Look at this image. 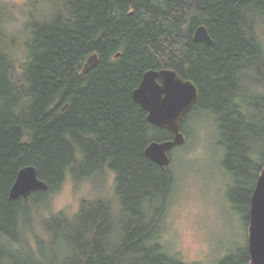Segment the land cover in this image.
Here are the masks:
<instances>
[{
	"label": "trees",
	"instance_id": "obj_1",
	"mask_svg": "<svg viewBox=\"0 0 264 264\" xmlns=\"http://www.w3.org/2000/svg\"><path fill=\"white\" fill-rule=\"evenodd\" d=\"M22 10L12 32L0 4V264H187L160 242L177 175L145 153L173 136L133 99L148 69L197 84L185 120L212 113L228 198L250 211L264 168V0H29ZM201 25L212 43L195 39ZM30 165L49 189L10 199ZM109 172L115 201L45 217L37 255L26 234L65 182L100 185ZM219 264H251L249 248Z\"/></svg>",
	"mask_w": 264,
	"mask_h": 264
},
{
	"label": "rangeland",
	"instance_id": "obj_2",
	"mask_svg": "<svg viewBox=\"0 0 264 264\" xmlns=\"http://www.w3.org/2000/svg\"><path fill=\"white\" fill-rule=\"evenodd\" d=\"M27 1L0 0L10 7L8 30L22 28L26 19L22 8ZM261 36L264 43V26ZM183 131L186 142L170 153L177 179L160 228V242L169 254L187 264H219L229 256L241 259L248 247L249 209L244 205L233 208L228 198L233 179L223 167L225 151L218 143L216 120L200 109L184 120ZM114 178L109 172L100 185L68 179L51 205L37 216L32 228L35 233L26 234L34 252L39 255L38 240L45 244L50 240L42 223L45 217L59 212L73 217L83 203L97 198L115 201Z\"/></svg>",
	"mask_w": 264,
	"mask_h": 264
},
{
	"label": "water",
	"instance_id": "obj_3",
	"mask_svg": "<svg viewBox=\"0 0 264 264\" xmlns=\"http://www.w3.org/2000/svg\"><path fill=\"white\" fill-rule=\"evenodd\" d=\"M195 39L207 43L213 41L205 25L196 29ZM96 59H90L89 62ZM132 95L135 102L147 111L150 123L172 133L170 139L151 141L145 150L146 155L160 166H169L171 151L186 142L183 124L186 115L199 101V87L192 79L182 77L175 69L162 67L148 69ZM48 189L49 184L39 178L37 168L33 165L26 166L19 171L10 189V199L28 198L37 190ZM248 230L250 263L264 264V168L251 198Z\"/></svg>",
	"mask_w": 264,
	"mask_h": 264
}]
</instances>
